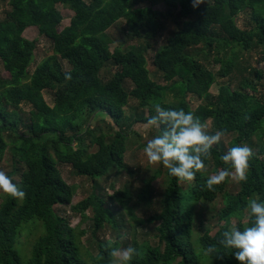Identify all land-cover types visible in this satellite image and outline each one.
I'll return each instance as SVG.
<instances>
[{
	"label": "trees",
	"instance_id": "obj_1",
	"mask_svg": "<svg viewBox=\"0 0 264 264\" xmlns=\"http://www.w3.org/2000/svg\"><path fill=\"white\" fill-rule=\"evenodd\" d=\"M164 1L166 11L139 7L144 0H0L9 7L0 18V61L10 74L9 79L0 77V163L8 157L12 175L17 176L13 182L27 194L22 200L6 194L0 203V264H110L109 244L134 246L138 254L130 264H241L235 249L220 248L222 259L206 256L204 250L216 244L234 221L241 231L250 226L248 201H264V69L243 61L250 51L264 55V0H204L196 8L193 0ZM59 6L74 12L62 30ZM244 12L251 15L247 27L238 21ZM168 17L175 18L178 28L154 59L161 84L151 76L147 52ZM120 20L126 21L131 43L112 50L108 31ZM31 27H37L53 47V55L33 71L37 41L24 36ZM212 65L220 68L216 71ZM108 66L113 74L105 80L102 73ZM218 77L229 82L212 96ZM45 91L53 92L52 105ZM191 97L204 103L194 109ZM131 102L136 105L127 112ZM156 104L191 111L201 122L211 121L214 132L226 130V135L235 136L229 148L254 146L255 139L257 149L249 162L248 180L240 182L237 194L226 192L227 180L213 191L206 186L208 176L230 168L221 159L228 151L224 146H213L204 160L206 170L196 174L186 191L184 182L166 168L160 211L149 219L156 225L157 240L141 244L131 226L130 233L123 232L124 222L112 207L119 205L133 216L129 207L133 197L115 186L110 195L100 181L115 170H128L131 128L155 115ZM24 106L30 108L27 118L20 113ZM106 118L113 123L107 124L108 132L93 124ZM151 129L153 137L159 134V129ZM59 164L94 183L92 194L71 207L82 218L75 227L55 210L57 205L71 206L75 196ZM155 179L139 193L141 201L152 202ZM222 197L224 206L216 213L219 229L212 233L198 222L197 208L202 203L215 207ZM31 220L42 222L44 233L23 262L15 238ZM85 222L88 227L80 229ZM106 226L114 234L102 239ZM88 234L94 252L83 245ZM128 234L133 235L132 242Z\"/></svg>",
	"mask_w": 264,
	"mask_h": 264
},
{
	"label": "rangeland",
	"instance_id": "obj_2",
	"mask_svg": "<svg viewBox=\"0 0 264 264\" xmlns=\"http://www.w3.org/2000/svg\"><path fill=\"white\" fill-rule=\"evenodd\" d=\"M153 7L159 11H166V3L164 0H144L139 7ZM9 10L8 5L0 3V18L5 17V13ZM60 11L63 21L61 30L70 25L71 19L74 16V12L71 10L64 8L62 6L58 7ZM251 15L249 12L242 13L239 18V24L242 27H247L251 23ZM178 25L175 21V18H166L164 20V28L160 32L159 36L153 41L152 47L147 52L148 59V69L151 73L153 80L164 84L161 76L159 75L156 67L154 66V59L156 54L163 48L166 41L173 36L174 32L177 30ZM128 26L125 20H120L117 22L109 31L108 34L112 39L111 49L114 50L116 47L121 46L122 48L126 47L131 43L130 38L127 36ZM25 38L29 40L37 41V49H36V60L35 64L32 66L31 71L35 70L36 66L43 62L46 58L53 55V47L52 43L47 39L43 38L39 34V29L37 27L28 28L24 33ZM264 55L263 53H259L258 51H250L246 53L244 56V62H249L254 64L256 67L264 69ZM65 64V69H67V65ZM212 68L216 71L220 68V65H212ZM111 67L108 66L102 73V76L105 80H109L112 77L113 72H111ZM0 77L2 79H9L10 74L4 69L1 61H0ZM228 78L218 77L217 82L211 89L212 96H217L220 86L223 83H228ZM237 82H235V85ZM128 89L132 88V85L128 83ZM44 96L48 104L52 105L54 103V95L51 91H45ZM192 108H197L204 101L197 99L196 97L190 98ZM136 105V102H131L130 109L127 108V112H132V108ZM30 108L24 106L21 108L20 113L23 118H27L29 114ZM94 125H97L102 131L108 132L107 124H113L110 118H106L105 121L97 120ZM208 130L210 134H214L212 123L208 121ZM143 123H136L130 132L128 150L126 153L125 164L128 170H123L121 173H117V170L113 171L108 178H104L100 181L101 186L107 191L108 194H113L112 186H115L116 190L127 191L133 197L132 203L129 205L130 209L133 212V216H131L130 212L127 209L120 207L119 205H112L113 210L116 211V216L122 218L124 222L123 232L130 233L132 228V234L136 236V239L139 243H153L156 239V231L155 224L150 223L149 219L155 217L159 211L161 206V199L166 189L167 185V176H166V168L162 164H151L148 162L146 154L143 149L146 146L147 140L153 138L151 135L152 129L145 131ZM96 126V127H97ZM115 129H118L116 126ZM235 139L234 135H225L220 144V146H224L227 150L230 145L233 143ZM254 146L248 144L253 151H256V140L253 139ZM60 171L63 175L65 181L74 187L75 196L73 198V202L71 206H61L57 205L55 207L56 213L62 217H68L71 220V224L73 227L80 225L82 218L79 214H76L72 211L71 207L75 206L79 202L86 199L90 196L94 190V183L90 178L78 176L74 173L73 169L69 165L59 164ZM0 170L5 171L9 176L13 177L14 180L17 179V176L12 175L13 168L8 159L5 157L3 161L0 163ZM130 170V171H129ZM162 171V174L158 175V172ZM153 177L156 179L152 183L154 195L152 197V202L141 201L138 198L139 193L142 191L145 184ZM227 180V189L226 192L228 194H237L240 191V182L237 183L233 180ZM191 182H184L182 184L183 189L186 191L188 186H190ZM5 193L0 191V203L3 201L5 197ZM224 198H220L216 206L214 207L209 203H202L197 208V220L198 222H202L206 230L212 229V233H216L219 229V225L216 218L217 211L222 208L224 205ZM248 218L245 219V224H247ZM236 221L233 222V227L235 226ZM89 225V222H85L80 226V229H86ZM223 225V223H221ZM131 226V228H130ZM44 225L42 222L37 220H31L26 224L22 225L19 233L15 238V248L19 253V256L23 262L27 261L31 257L32 245L36 242V240L44 233L43 229ZM107 231L100 234V237L104 239V237H111L114 234V230L111 226H106ZM126 235L129 237V241L132 242L133 235ZM38 237V238H37ZM114 239V237H112ZM82 242L85 248L94 252V248H91L89 245L91 244V234L85 235L82 238ZM129 242V243H130ZM123 247V245L121 246Z\"/></svg>",
	"mask_w": 264,
	"mask_h": 264
},
{
	"label": "clouds",
	"instance_id": "obj_3",
	"mask_svg": "<svg viewBox=\"0 0 264 264\" xmlns=\"http://www.w3.org/2000/svg\"><path fill=\"white\" fill-rule=\"evenodd\" d=\"M204 3V0H193V8ZM66 79H71L66 74ZM208 124L201 122L195 113L183 109L164 108L155 105V115L146 119L144 125L147 132L151 128L159 129V134L147 140L143 151L148 162L162 164L169 174L181 182H192L196 174L206 170L204 160L211 155L214 145L220 144L226 130H218L210 134ZM253 150L247 145L235 146L221 157L225 165H230L208 176L206 186L213 191L226 179L237 183L247 182V171ZM14 178L0 170V191L15 199H24L26 192L14 183ZM250 226L242 231L237 227L223 231L216 244L208 245L204 254L222 259L220 248L235 249V259L241 264H264V201L250 199L247 204ZM111 257L110 264H130L138 254L137 249L129 245L126 248H112L108 245Z\"/></svg>",
	"mask_w": 264,
	"mask_h": 264
}]
</instances>
